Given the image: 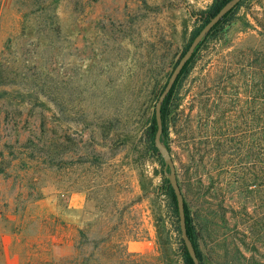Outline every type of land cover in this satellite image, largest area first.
Here are the masks:
<instances>
[{
	"label": "rangeland",
	"instance_id": "obj_1",
	"mask_svg": "<svg viewBox=\"0 0 264 264\" xmlns=\"http://www.w3.org/2000/svg\"><path fill=\"white\" fill-rule=\"evenodd\" d=\"M212 2L0 0V264H183L145 133ZM263 51L264 0H248L173 107L205 264H264V188L239 189L255 175Z\"/></svg>",
	"mask_w": 264,
	"mask_h": 264
},
{
	"label": "trees",
	"instance_id": "obj_2",
	"mask_svg": "<svg viewBox=\"0 0 264 264\" xmlns=\"http://www.w3.org/2000/svg\"><path fill=\"white\" fill-rule=\"evenodd\" d=\"M231 0H213L212 4L205 10H201L196 12V16L198 17L197 20L200 22V25L197 26L194 31L192 32L190 42L183 51V55L186 53L187 49L189 48L190 44L194 40V38L198 35V33L201 31V29L209 22V20L217 15L220 10ZM248 0H242L239 5L231 11L229 14H227L221 22H219L211 31V33L206 37V39L201 43L195 54L193 55L192 59L186 64L184 67L181 75L179 76L174 88L172 91L169 93L167 98L165 99L163 106H162V121H163V138L164 142L168 145V148L170 152L172 153V145H171V139H170V134H171V129L173 126L174 121V116H175V108L174 105L176 106V100L179 96V93L182 89V86L184 84L185 79H187L191 72L193 71L196 63L199 60V57L202 53L203 50L206 49V47L211 43L212 41L217 40L218 36L223 33L225 28L232 23H234V17L237 14V12L242 8V6L247 2ZM260 57L261 59H264V51L260 52ZM264 62V60H263ZM262 63V62H261ZM264 70V69H263ZM257 91L259 93V98L260 100V105L262 107V110L260 111L258 115V125H259V131H258V139H257V147L255 149V153L257 156L256 160V165H255V175L253 176V180L250 182L245 181L246 179H242L241 182V187L239 189H244L246 191L252 190V188L256 187L259 189L264 188V81L261 83H257ZM157 132V124H156V118L155 114L151 117V121L149 123V126L147 128V131L145 133V143L147 146V149L149 152H152L154 155H158V150L155 146V135ZM214 139L218 140V143H221V139L223 137V134L221 132V129H216L214 134L212 135ZM189 145L194 148L192 145V141L189 139ZM194 142V141H193ZM196 146V144L194 143ZM220 147L221 144H218ZM198 152V149H197ZM160 164L163 166L164 161L163 159L159 156L158 157ZM197 160V159H196ZM199 162V160H197ZM1 164V163H0ZM199 164H204V161L201 160ZM219 168H222L221 165H218ZM3 169L0 168V173H3ZM246 175V177L250 174V169H248L247 172L243 173ZM242 178V177H241ZM240 178V179H241ZM239 178H237V183L241 181ZM235 182V181H234ZM164 189L167 190L166 194L170 197L172 204H173V210L175 217L177 219V222L180 224L179 220V212H178V205H177V199L176 196L169 185L168 180L165 178L164 179ZM184 200H185V212H186V223H187V231L190 239L192 240V243L195 247L198 259L201 264L204 263V253L201 249V244H200V235H199V229L198 225L195 221V217L193 214V211L189 205V202L187 201L185 195H184ZM178 231L181 234L180 226L178 227ZM182 236V235H181ZM181 256L183 260V264H194L192 258L190 257L184 241L182 239L181 241Z\"/></svg>",
	"mask_w": 264,
	"mask_h": 264
},
{
	"label": "water",
	"instance_id": "obj_3",
	"mask_svg": "<svg viewBox=\"0 0 264 264\" xmlns=\"http://www.w3.org/2000/svg\"><path fill=\"white\" fill-rule=\"evenodd\" d=\"M242 0H231L227 3L220 12L212 17L209 22L201 29L198 35L194 38L192 43L190 44L189 48L187 49L186 53L181 57L179 60L175 70L173 71L166 87L164 88L163 92L161 93L155 111L156 117V124H157V132L155 135V146L164 161V172L168 179L169 185L171 186L178 205V212H179V220H180V230L182 239L184 241L185 247L192 258L194 264H201L195 247L190 239L187 231V223H186V212H185V200L184 195L182 193L181 187L179 185L177 171L175 167V163L173 161L171 152L167 145L163 141V121H162V106L169 95V93L174 88L179 76L181 75L184 67L186 64L192 59L193 55L201 45V43L206 39V37L211 33L212 29L219 23L221 20L233 11L241 2Z\"/></svg>",
	"mask_w": 264,
	"mask_h": 264
}]
</instances>
